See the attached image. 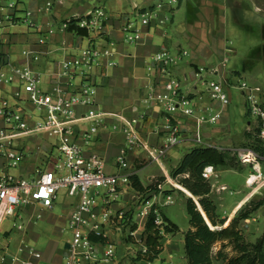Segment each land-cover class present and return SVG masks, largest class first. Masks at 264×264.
<instances>
[{
  "label": "crops",
  "instance_id": "1",
  "mask_svg": "<svg viewBox=\"0 0 264 264\" xmlns=\"http://www.w3.org/2000/svg\"><path fill=\"white\" fill-rule=\"evenodd\" d=\"M10 2L14 0L2 4ZM48 2L52 4L48 6ZM17 3L19 11L6 7L0 14L21 15L20 10L27 8L36 26L32 28L22 21L4 20L3 24L0 23V52L4 53L6 60L2 70L9 75L12 66L29 63L38 73L41 87L48 92H52L55 86H60L65 93H72L83 84L94 85L97 108L107 114L97 131L89 132L93 121L83 118L89 106L77 105L74 138L83 147L85 155L96 152L103 158L108 173L130 177V182L118 184L115 192L107 193V189H102L104 198L95 208L94 220L101 223L100 230L105 237V240L92 239L96 252L103 254L107 243H113L116 248L113 259L103 264L167 263L165 257L159 263L156 258L136 257L147 248L145 228L153 205L157 204L158 209L163 211V206L172 204L171 190L163 186L158 193L140 192L133 186L131 175L137 174L145 186L165 176L166 184L195 198L189 189L174 182L179 175L173 176L174 169L186 153L195 147L214 146L220 150H231L240 160V167L215 165L218 176L209 179L212 186L210 194L217 203L218 213L226 219L220 227L227 226L252 199L264 198V158L260 163L261 182L253 186L247 182L254 171L253 161L246 157L252 150L248 146L251 138L247 132L254 130L255 120L247 118L243 127L235 125L236 109L230 108L231 102L222 106L211 99L207 89L208 80L220 79L232 100L231 88L241 76L229 65V53L233 47L232 40L226 35L227 27L233 18L239 17L241 10L233 0H170L161 2V6H158L160 2L152 4L150 0H18ZM98 3H105L100 7L107 12L101 32L84 35L63 26L67 18L80 19L89 10L98 7ZM263 5L264 0H258L256 9L261 10ZM148 9H154L155 15L148 23H142L143 13ZM131 22L142 30L143 36L138 41L127 38L126 28ZM90 46L101 50L109 48L111 54H100L91 66L81 65L64 70L62 63L65 60L74 58L83 48ZM26 50H33L34 54L27 55L24 53ZM36 54L38 58L34 57ZM158 54H166L176 60L168 67V73L162 71L164 62L156 59ZM170 78L181 82L182 93L190 99L197 113L190 115L177 111L173 114L174 121L180 124L179 140L157 159L151 157L143 146H130L124 128L127 121L137 119L135 131L149 148L165 145L167 113L152 96L165 92V84ZM245 106L247 115L246 98ZM2 107L23 113L29 126H34L44 115V110L29 99L18 78L12 81L0 79ZM219 109L223 112L217 122L206 121L198 126L197 117L207 116ZM7 126L4 115L0 113V128ZM198 133L201 140H198ZM14 146L24 153V157L20 164L12 166L9 159L0 154V179L4 174H11L16 178L33 180L42 170L56 169V164L62 161L57 138L46 132L21 133L14 139ZM123 154L126 166L119 163ZM152 162L160 165L162 173L150 172L146 175L147 180H143L141 172ZM248 165L250 168L241 186L235 187L234 181L230 184L219 180L220 171L242 172ZM224 192L231 196L230 199L224 197ZM78 202L79 196L61 188L50 201L20 204L16 214L4 219L1 225L0 264H26L25 261L65 264L74 234L72 214ZM106 210H110V215L104 220ZM261 210L264 215V204L240 219L244 234H264L261 225L257 223L253 226V222L259 221L255 213ZM119 211L129 214L131 220L128 224L124 225L118 219ZM18 222L23 223V228L17 227ZM209 223L212 225L210 220ZM134 224L136 227L132 228ZM84 229L92 231L91 226ZM175 233H164V248L159 256L165 252L173 256L172 250L176 245L171 236ZM35 252L41 255L38 257Z\"/></svg>",
  "mask_w": 264,
  "mask_h": 264
},
{
  "label": "built area",
  "instance_id": "2",
  "mask_svg": "<svg viewBox=\"0 0 264 264\" xmlns=\"http://www.w3.org/2000/svg\"><path fill=\"white\" fill-rule=\"evenodd\" d=\"M178 1V0H174ZM0 0V11L7 8H18L17 2L2 4ZM52 3L48 2V6ZM162 3H158L161 6ZM16 11H19L18 9ZM21 15L18 14H0V23L4 20L11 22L22 21L30 27H35V21L29 9H21ZM155 15L154 9H148L143 13L142 23H148ZM107 18V12L103 7H95L89 10L86 16L77 20L79 27L86 28L88 32H101L104 21ZM71 17L63 22V26L68 28ZM127 38L130 41H138L142 38V30L134 23L127 25ZM44 41V38L40 39ZM27 55L34 54L33 50H26ZM111 54L109 48L104 50L94 46L83 48L79 55L72 59H67L62 63L65 71L72 67L81 65L91 66L94 59L100 54ZM38 58V55H34ZM156 59L164 62L162 71L168 73V67L176 60L166 54H158ZM6 64L4 53L0 52V79L12 81L18 78L28 97L40 108L44 110V115L34 126H29L23 113L18 111H8L5 107L0 108V113L4 115L9 126L0 128V154L9 159V165L16 166L20 164L24 153L14 146V139L24 132H46L50 136L57 138L58 149L62 155V161L56 164V169H44L38 177L30 180L25 177L16 178L11 174H4L0 179V228L9 216L16 214V209L20 204L52 200L61 188H67L71 195L79 196V202L72 214L71 225L74 228V234L70 243L69 254L65 258V264H103L110 261L115 256L116 248L113 243H107L103 254H98L95 250L94 241L90 238V231L84 229L85 226H91L92 231L104 236L100 230L101 223L95 221V208L99 205L101 198H104L102 189L108 192H115L118 184L129 183L130 177L127 175L111 174L106 171L103 158L96 152L89 156L84 154L83 147L74 138L75 131L73 122L75 117V108L79 104L89 106L87 113L83 118L93 121L89 132H96L98 125L104 120L107 112L97 108L95 100L96 87L92 84H83L78 90L72 93H65L60 86H55L52 92L45 91L40 83L38 73L29 63L12 66V73L6 75L2 70ZM239 87L246 98L247 107L251 116L264 119V102L261 101L262 87L258 84L243 80ZM207 89L213 101L226 106L231 102V97L224 87V82L220 79H210L207 81ZM160 102L167 113V139L162 147L149 148L135 131L137 119L127 121L124 128L127 133V140L130 146H143L148 149L153 158H159L165 154L167 148L178 142L180 136V124L174 121L173 114L182 111L185 114L197 113L196 107L191 104L190 99L182 93L181 82L177 78H170L165 84V92L152 96ZM149 100V99H148ZM223 109H219L207 116L197 117L198 126L206 122H217L222 117ZM88 135V134H87ZM198 140H201L198 133ZM259 137L264 142V126L259 133ZM247 158L253 161L254 171L247 178V182L253 186L261 182L262 171L260 170L261 159L264 155L251 150ZM119 163L126 166L125 154L120 156ZM203 176L211 179L212 176H218L215 172V166L209 164L204 167ZM164 182L158 184L160 191L163 189ZM170 198V196H169ZM149 203V201L147 202ZM146 210V208H144ZM156 211H158L156 209ZM110 210L104 212V220L108 218ZM126 212L119 211L118 219L124 224L126 222ZM161 223L162 219L157 218ZM18 228H23V223L18 222ZM220 228L219 225L212 226ZM146 251V249H145ZM40 256V252H35ZM17 258V257H15ZM26 264H33L32 261H25ZM162 264H167L163 262Z\"/></svg>",
  "mask_w": 264,
  "mask_h": 264
},
{
  "label": "trees",
  "instance_id": "3",
  "mask_svg": "<svg viewBox=\"0 0 264 264\" xmlns=\"http://www.w3.org/2000/svg\"><path fill=\"white\" fill-rule=\"evenodd\" d=\"M77 17H71L68 29L78 34L88 35L86 28L77 25ZM247 115H251L249 110ZM264 126V119L259 118V124L252 132H247V136L251 138L248 146L252 150L264 155V142L259 137V133ZM212 165H230L240 167V160L231 150H220L214 146L195 147L182 159L179 166L174 169L173 176L182 175L179 179L180 184L189 189L192 194L198 197V201L205 211L209 224L198 208L195 201L196 198L188 196L187 205L190 214L191 227L185 232V257L186 264H213V247L217 242H223L222 247L217 251L215 257L225 262V264H264V235L256 241H250L239 228L240 219L247 217L251 211L258 209L264 204V198L252 199L246 207L242 208L238 215L224 227H212L222 225L226 219L221 218L218 213L217 203L211 196V181L203 176L204 167ZM133 186L140 192H147L158 188V184L164 182L165 176H160L156 181L145 186L137 174L131 175ZM156 209L158 211H156ZM247 210V211H245ZM162 219L161 223L157 222V218ZM126 222H130V216L126 213ZM136 224L132 225V228ZM179 226L174 223L162 210L158 209L154 204L149 213L146 222V243L147 248L144 253H139L136 259L147 258L153 260L159 257L164 248L162 238L164 233L178 232ZM90 238L94 240H105L101 234L94 231L90 232ZM227 245H231L234 251L233 255L225 249Z\"/></svg>",
  "mask_w": 264,
  "mask_h": 264
},
{
  "label": "rangeland",
  "instance_id": "4",
  "mask_svg": "<svg viewBox=\"0 0 264 264\" xmlns=\"http://www.w3.org/2000/svg\"><path fill=\"white\" fill-rule=\"evenodd\" d=\"M17 1L18 0H14V2ZM169 1L170 0H150L152 4ZM190 1L195 2L197 0ZM6 2H8V0H3V3ZM233 2L236 3V5H238L241 10L239 17L236 16L238 20L233 18L227 27L226 35L228 39L232 40L231 46L233 47V51L229 53V65L231 68L239 71L241 76H239L236 80V85H233L235 87L231 88L232 100L229 105L230 108L236 109L234 120L235 125L243 127L246 124L247 118H250L255 120L256 123L254 124L256 127L259 124V119L251 115H246L245 96L243 95L239 84L243 80H246L250 83L260 85L262 87L261 101L264 102V5L262 6L261 10H257L256 4L258 3V0H233ZM104 5L106 4H97V6ZM203 89H205V86ZM144 155L149 158L146 153H144ZM262 166L264 171V162L262 163ZM249 168L250 165L245 167L242 172L237 173L230 171H220L219 180L227 181L230 184L234 181L235 187H239L242 185L244 176L246 175ZM150 172L160 174L162 173V169L158 163L152 162L141 172L142 179L147 180L146 175ZM181 178H183L182 175H179L178 178L174 180V182L180 184L179 179ZM163 186L166 190H171L170 194L174 199L172 204L162 207L163 212L179 226V231L171 236L176 245V247L172 250L173 256L170 257L169 254L165 252L162 254V256L156 258L155 261L159 263L162 261V258L165 257L167 264H184V235L185 232L191 227L190 214L187 205L188 196L184 191L181 192L178 189H174L170 184H166L164 182ZM150 192L158 193L156 189ZM223 194L225 198L230 199L231 196L227 192H224ZM195 198L196 200L198 199L197 196ZM255 215L259 218V221L253 222V226L258 223L264 228V215L262 214V210L256 212ZM239 228L242 229L240 224ZM245 235L248 240L256 241L264 234ZM222 244L223 242L220 241L217 242L213 247V264H225L224 261L215 257V254L222 247ZM225 249L230 255L234 254L231 245H227Z\"/></svg>",
  "mask_w": 264,
  "mask_h": 264
},
{
  "label": "water",
  "instance_id": "5",
  "mask_svg": "<svg viewBox=\"0 0 264 264\" xmlns=\"http://www.w3.org/2000/svg\"><path fill=\"white\" fill-rule=\"evenodd\" d=\"M195 201H196V203H197V205H198V208L201 210V212H202V213H203V215L205 216V218H206L207 222L209 223V221H208V218H207V216H206V214H205V211H203V209H202V207H201V205H200L199 201H198V200H196V199H195ZM209 224H210V223H209Z\"/></svg>",
  "mask_w": 264,
  "mask_h": 264
},
{
  "label": "bare ground",
  "instance_id": "6",
  "mask_svg": "<svg viewBox=\"0 0 264 264\" xmlns=\"http://www.w3.org/2000/svg\"><path fill=\"white\" fill-rule=\"evenodd\" d=\"M202 207V206H201ZM203 209V208H202Z\"/></svg>",
  "mask_w": 264,
  "mask_h": 264
}]
</instances>
